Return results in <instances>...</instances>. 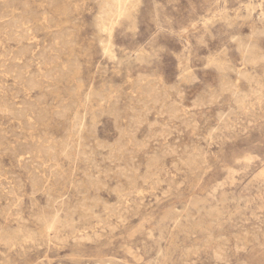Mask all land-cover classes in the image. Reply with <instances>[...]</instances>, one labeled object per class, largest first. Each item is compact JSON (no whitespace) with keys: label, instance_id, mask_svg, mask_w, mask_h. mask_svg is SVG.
<instances>
[{"label":"rangeland","instance_id":"rangeland-1","mask_svg":"<svg viewBox=\"0 0 264 264\" xmlns=\"http://www.w3.org/2000/svg\"><path fill=\"white\" fill-rule=\"evenodd\" d=\"M0 264H264V0H0Z\"/></svg>","mask_w":264,"mask_h":264},{"label":"bare ground","instance_id":"bare-ground-1","mask_svg":"<svg viewBox=\"0 0 264 264\" xmlns=\"http://www.w3.org/2000/svg\"><path fill=\"white\" fill-rule=\"evenodd\" d=\"M118 2H120V0H117ZM131 3H137L139 2V0H129ZM99 5V4H98ZM121 9V8H120ZM119 8H115L111 3H109L107 1V3L105 4V7H104V10H103V13L105 14V16L103 17V25H104V28H109L110 26V20H109V16L113 15L114 13L116 12H121ZM118 14V13H117ZM131 14V13H130ZM43 16V15H42ZM45 17V16H44ZM102 17V16H101ZM117 18V17H116ZM71 19V18H70ZM116 21V20H115ZM99 23V22H98ZM129 24V23H128ZM111 28V26H110ZM109 30V29H108ZM255 30V29H254ZM261 30V29H260ZM110 32V31H109ZM238 34V33H237ZM100 37V36H99ZM101 38V37H100ZM109 38V37H108ZM61 41V40H60ZM59 41V42H60ZM100 41V40H98ZM67 43V42H66ZM102 43V42H101ZM56 44V43H55ZM113 45H111L110 43H105L103 44V52H105L106 54H108L109 56H113L114 55V51H113ZM104 55V54H103ZM120 62V61H119ZM253 67V65H252ZM138 75V74H137ZM79 76V75H78ZM163 84V82H162ZM249 86V85H248ZM89 89V88H88ZM243 90V89H242ZM71 93V92H70ZM183 93V92H182ZM140 95V94H139ZM147 95V94H146ZM144 98V97H143ZM154 103V102H153ZM6 112V110H5ZM163 112V111H162ZM143 113V112H142ZM193 127V126H192ZM170 135V133H169ZM26 155V154H25ZM19 157V156H18ZM194 159V158H193ZM205 159V158H204ZM202 164V163H201ZM116 166V165H115ZM206 166V165H205ZM5 167V166H4ZM89 169V168H88ZM13 174V173H12ZM196 174V173H195ZM254 177V176H253ZM198 178V177H197ZM7 180V179H6ZM174 188V187H173ZM165 193V192H164ZM5 196V195H4ZM47 203V202H46ZM121 204V203H120ZM18 206V205H17ZM20 212V211H19ZM17 214V213H16ZM165 214V213H164ZM15 218V217H14ZM125 219V218H124ZM122 220V219H121ZM114 225V224H113ZM110 226V225H109ZM2 228V227H1ZM39 228V227H38ZM111 228V226H110ZM103 230V229H101ZM92 231V230H91ZM4 232V231H3ZM55 237V236H53ZM73 238V237H72ZM88 241V240H87ZM222 260V259H221Z\"/></svg>","mask_w":264,"mask_h":264}]
</instances>
